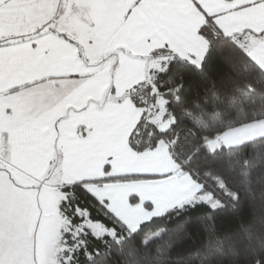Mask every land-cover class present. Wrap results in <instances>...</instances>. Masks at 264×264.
Masks as SVG:
<instances>
[{"label":"snow or ice","instance_id":"6c2138e0","mask_svg":"<svg viewBox=\"0 0 264 264\" xmlns=\"http://www.w3.org/2000/svg\"><path fill=\"white\" fill-rule=\"evenodd\" d=\"M264 0H0V264H264Z\"/></svg>","mask_w":264,"mask_h":264},{"label":"trees","instance_id":"16d2710c","mask_svg":"<svg viewBox=\"0 0 264 264\" xmlns=\"http://www.w3.org/2000/svg\"><path fill=\"white\" fill-rule=\"evenodd\" d=\"M262 214H264V210L261 209L260 204L257 202L255 205H250L246 208L243 213L236 218L235 223L236 225H241L253 219L258 222Z\"/></svg>","mask_w":264,"mask_h":264}]
</instances>
